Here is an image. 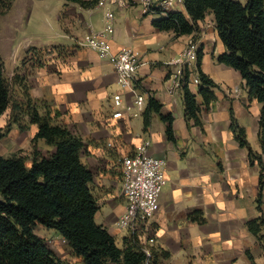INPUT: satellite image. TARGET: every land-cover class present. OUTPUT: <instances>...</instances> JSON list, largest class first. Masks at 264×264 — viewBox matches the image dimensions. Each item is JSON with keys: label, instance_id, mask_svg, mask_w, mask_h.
I'll return each instance as SVG.
<instances>
[{"label": "crops", "instance_id": "1", "mask_svg": "<svg viewBox=\"0 0 264 264\" xmlns=\"http://www.w3.org/2000/svg\"><path fill=\"white\" fill-rule=\"evenodd\" d=\"M122 1L124 6L109 7L114 13L112 52L116 53L123 47H132L140 52L141 64L136 70L134 86L146 98L144 109L148 97H152L162 104L161 114L173 116L174 142L167 140L165 123L158 114L152 115L146 131L143 129L142 114L135 118L112 119L114 108L111 96L120 90L113 65L82 45L86 34L104 27V10L99 6L85 10L61 0L62 9L57 11L56 17L58 22L61 11H66L65 15L69 17L70 33L65 35L66 43L78 37L81 48L88 50L87 55H79L72 69H62L60 76L52 78L42 87L40 80L28 90L32 99L44 98L49 103L57 101L58 108H63L61 102H70L68 118L76 122L75 126L66 127L83 141L81 160L93 174L91 190L99 204L95 220L114 237L117 235L116 220L126 205L121 193L122 158L132 154L144 140L151 142L149 155L166 160V185L154 216V223L162 228L168 223L174 226L184 209L195 203L193 190L201 182L200 167L205 162L208 164L203 157L209 153L218 158L211 163L219 172L230 170L234 173L228 178L229 184L240 191L239 197L233 199L234 204L246 201L249 184L253 185L252 193L258 191V168L248 164L247 151L239 147L233 137L230 110L239 126L245 129L251 148L261 151L257 139L260 104L248 98L238 72L216 61L225 48L217 36L213 14H207L199 22L196 40L202 49L200 69L219 88L214 90L216 100L207 109L200 106L201 126H197L184 115L183 91L177 94L168 91L171 67L167 63L184 50L193 35L176 36L172 31H158L152 27L151 21L159 16L154 10L145 11L142 0ZM168 11H181V6ZM231 87L240 90L239 96L229 94L227 89ZM189 89L195 92L197 87ZM199 100L197 98L198 103ZM248 103L250 108H246ZM108 143L112 147H107ZM209 167L212 168L211 165ZM201 178L205 181L203 176ZM200 184L202 186V182ZM201 210L206 220L203 225L187 217L190 224L185 225V230L178 229L171 234L173 239H181L186 245L168 242L179 246V253H191L197 264H234L235 251L240 245L235 238L239 227L237 222H229L222 213L209 216L208 211ZM203 234L207 235L204 241L201 240ZM193 235L199 237L198 250L187 246ZM161 246L164 248V244Z\"/></svg>", "mask_w": 264, "mask_h": 264}, {"label": "trees", "instance_id": "2", "mask_svg": "<svg viewBox=\"0 0 264 264\" xmlns=\"http://www.w3.org/2000/svg\"><path fill=\"white\" fill-rule=\"evenodd\" d=\"M13 1L0 0V15L11 8ZM64 1L88 10L95 8L99 0ZM153 12L159 16L151 21L154 29L172 31L176 36L193 35V40L199 32V22L212 13L217 36L225 48L216 61L238 72L248 98L260 104V152L251 148L245 129L239 126L230 110L233 137L239 147L247 151L248 164L258 168L256 208L260 215L248 221L246 227L252 236H259L264 232V0H245L243 3L235 0H183L181 11ZM38 52L33 47L26 55H38ZM42 57L37 56L38 67L43 65ZM201 58L200 48L197 90L192 92L187 85L183 88L184 115L197 126H201L200 106L207 109L216 100L214 90L218 87L201 71ZM15 79L23 83L18 75ZM23 97L24 104H15L12 109L22 110L29 123L37 126V131L32 138L29 166L21 156L4 157L0 152V264H66L36 234L37 226L54 230L82 264H161V261L168 260L171 253L159 247H151L150 256H147L137 234L125 238L124 248L117 246L115 237L95 220L99 204L91 190L93 174L81 160L84 146L81 137L66 126L54 124L49 114L41 115L28 92ZM10 105V88L0 58V116ZM161 109L162 104L148 97L142 113L143 129L146 131L152 115L158 114L165 123L167 140L174 142V118L171 114H161ZM4 135L0 130V141ZM39 140L53 149L50 155L44 156L37 149L35 144ZM187 217L198 224L205 223L200 211L190 212ZM246 256L252 260L250 252L247 251Z\"/></svg>", "mask_w": 264, "mask_h": 264}, {"label": "rangeland", "instance_id": "3", "mask_svg": "<svg viewBox=\"0 0 264 264\" xmlns=\"http://www.w3.org/2000/svg\"><path fill=\"white\" fill-rule=\"evenodd\" d=\"M235 1L243 3L245 0ZM60 9H62L61 0H14L11 8L0 15V58L3 63V75L11 93V105L0 116V130L5 133L0 141V152L4 157L17 155L25 158L26 166H29L32 160V138L36 133V127L34 124L29 123L28 117L22 113V110L14 111L12 107L15 104L19 106L24 104L23 95L28 92L33 84H37L41 80L40 87H42L44 83L50 82L52 78L60 76L62 69H72L79 55H87L88 50H90L87 47V51L83 47L81 48L78 37H73L70 43H66L67 37L65 35L68 32L70 33V21L69 17L65 15L66 11H61L57 22L56 13ZM152 10L156 9L152 8ZM33 47L38 49V55L34 53L26 55V52ZM40 55L43 56L42 67H38L37 62V56ZM15 75L22 78V84L15 81ZM193 87L196 88V86ZM218 88L215 90H218ZM227 90L230 95L239 96L240 94L237 87H231ZM33 101L39 113L41 115L49 114L54 124L69 126L70 128L75 126L76 121L70 120V117L68 118V111L71 107L70 102H61L63 108H58L59 103L57 101L49 103L44 98L33 99ZM247 107H251L250 103ZM14 120H17V123ZM35 145L44 156L52 153V148L42 140L36 142ZM203 158L208 161V164L205 162L202 164L203 167H200L199 178L202 186L199 182L197 189L193 190L195 203L184 209L182 217L178 219L175 225L170 226V223H168V226L164 228L159 227L154 223V215L148 223L149 226L147 223L139 224L138 228L133 231L120 230L115 226L117 229L115 240L119 248H124L125 238L131 234H137L142 242L153 238V244L149 248H163L161 245L164 244L163 249L171 252V257L168 260L161 261V264H187L188 262L197 264L191 253L187 255L183 252L179 253V246L172 245L168 241L185 244L181 239H178L179 241L173 239L171 234L178 229L182 232L185 230V225L190 224L187 219V214L190 212L200 211L202 218L205 219L202 208L206 212L208 211L209 216L222 213L229 222H237L239 227L235 238L236 243L240 242V245L237 246L238 248L235 251L234 264H264V237L262 236L264 232L254 237L247 231V227L245 228L248 221L260 215L256 208L257 192L252 193V190H254L253 185H248L246 201L234 204L233 199L240 195L238 188L234 189L233 185L229 184L230 179L228 178L234 173L230 170H226L224 173L219 172L218 168L212 166L211 163L212 160L215 161V158H218H214L210 153ZM202 176L205 181L202 180ZM262 210L264 215V196ZM191 224L193 223L191 222ZM203 229L206 230L204 227ZM35 232L45 241L48 248L66 264H82L79 258L72 255L70 248L54 230L37 226ZM206 236V234H203L201 240L204 241ZM198 239L199 237L196 235L191 236L189 239L190 245L187 246L198 250L200 244ZM247 251L250 252L252 260H249L246 256Z\"/></svg>", "mask_w": 264, "mask_h": 264}, {"label": "built area", "instance_id": "4", "mask_svg": "<svg viewBox=\"0 0 264 264\" xmlns=\"http://www.w3.org/2000/svg\"><path fill=\"white\" fill-rule=\"evenodd\" d=\"M182 2L183 0H142L145 11H151L152 8L160 11L173 10L182 6ZM124 3L122 0H99L97 6L104 10V27L100 31L86 34L82 41L83 46L113 65L120 90L111 96L114 108L112 119L139 117L146 103V98L134 86L136 70L141 64L140 52L132 47H123L116 53L112 52L114 13L109 7L124 6ZM199 50L198 41L191 39L184 50L167 63L171 67L169 93H182L184 86L189 88L200 84L196 71ZM150 144V140H144L132 154L122 158L121 193L126 205L115 223L120 230L133 231L139 224L148 225L159 209V198L166 185V160L149 155ZM107 147H112V144L108 143ZM143 244L144 252L150 256L149 246L153 244V238Z\"/></svg>", "mask_w": 264, "mask_h": 264}, {"label": "clouds", "instance_id": "5", "mask_svg": "<svg viewBox=\"0 0 264 264\" xmlns=\"http://www.w3.org/2000/svg\"><path fill=\"white\" fill-rule=\"evenodd\" d=\"M150 249V248H149Z\"/></svg>", "mask_w": 264, "mask_h": 264}]
</instances>
